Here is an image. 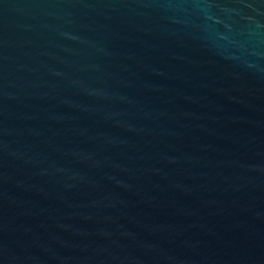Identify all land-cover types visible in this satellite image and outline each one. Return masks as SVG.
<instances>
[{
	"label": "water",
	"instance_id": "water-1",
	"mask_svg": "<svg viewBox=\"0 0 264 264\" xmlns=\"http://www.w3.org/2000/svg\"><path fill=\"white\" fill-rule=\"evenodd\" d=\"M0 264H264V0H0Z\"/></svg>",
	"mask_w": 264,
	"mask_h": 264
}]
</instances>
